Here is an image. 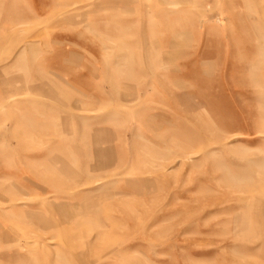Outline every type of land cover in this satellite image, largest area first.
Returning <instances> with one entry per match:
<instances>
[{"label":"rangeland","instance_id":"rangeland-1","mask_svg":"<svg viewBox=\"0 0 264 264\" xmlns=\"http://www.w3.org/2000/svg\"><path fill=\"white\" fill-rule=\"evenodd\" d=\"M0 264H264V0H0Z\"/></svg>","mask_w":264,"mask_h":264}]
</instances>
